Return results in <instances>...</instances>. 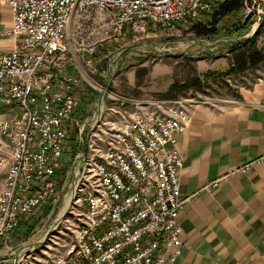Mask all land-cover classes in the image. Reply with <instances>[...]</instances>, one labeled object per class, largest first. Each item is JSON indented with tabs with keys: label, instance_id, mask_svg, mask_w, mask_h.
I'll return each mask as SVG.
<instances>
[{
	"label": "built area",
	"instance_id": "built-area-1",
	"mask_svg": "<svg viewBox=\"0 0 264 264\" xmlns=\"http://www.w3.org/2000/svg\"><path fill=\"white\" fill-rule=\"evenodd\" d=\"M218 1L5 0L14 46L0 51V100L12 112L0 118V251L14 255L13 264H25L29 250L14 249L13 232L51 202L49 213L61 207L54 228L64 223L73 240L43 264H175L183 254L178 219L191 196L180 192L176 134L198 102L129 100L110 79L130 43L146 51L151 30L173 32ZM241 10L238 27L264 21V0H242ZM83 81L96 101L75 117L76 95L89 90Z\"/></svg>",
	"mask_w": 264,
	"mask_h": 264
},
{
	"label": "crops",
	"instance_id": "crops-1",
	"mask_svg": "<svg viewBox=\"0 0 264 264\" xmlns=\"http://www.w3.org/2000/svg\"><path fill=\"white\" fill-rule=\"evenodd\" d=\"M234 13L239 16L236 24L223 35L217 28L218 38L201 59L211 60L207 66L211 70L219 66L237 70L230 74L261 67L249 85L240 87L238 99L191 105L188 127L176 134L184 154L180 192L191 199L178 219L184 252L175 264H264V21L237 31L241 7ZM211 18V12H205L196 21L210 28ZM12 25L11 7L0 0V51L14 46L8 34ZM253 46L263 55L255 65L249 56ZM193 50L199 53L196 46ZM202 60L199 65H206L200 64ZM257 158L259 164L240 170ZM5 175L6 168H0V186ZM213 181L217 186L207 189Z\"/></svg>",
	"mask_w": 264,
	"mask_h": 264
},
{
	"label": "rangeland",
	"instance_id": "rangeland-1",
	"mask_svg": "<svg viewBox=\"0 0 264 264\" xmlns=\"http://www.w3.org/2000/svg\"><path fill=\"white\" fill-rule=\"evenodd\" d=\"M76 17L77 12L72 17L70 29L75 26ZM238 17V13H234L210 28H203L200 31L192 27L195 23L193 21H190L188 25L178 26L173 32L162 29L151 30L152 36L148 39L151 46L146 51L140 52L141 49L138 50L134 43H130L128 52L130 55L124 57L117 72L111 76L112 88L118 95L129 100H147L154 103L167 101L168 107L172 105L170 101L177 100L212 102L238 99L240 87L249 85L259 74L261 66L234 74H224L227 71L220 66L211 70L207 68L211 60L209 58L202 60L204 54L210 53L209 46L197 47L199 51L197 53L193 50L196 45L191 43L192 39L201 37L202 33H204L203 39L212 42L214 38H218L214 35L217 28V32L223 35L224 29L236 24ZM171 33H174V36L170 35ZM159 48H162V51H159ZM199 60L203 61L200 64L206 65H199ZM184 84L188 85V88L177 92L179 86ZM192 84L195 85L192 86ZM173 85H176L175 92L169 93ZM81 88L89 90L76 95L78 111L74 114L75 117L88 115L96 101V97L90 95V87L85 81L82 82ZM7 110H9L8 106L0 100L1 118L7 117L5 114ZM60 210L61 207L46 217L40 210L35 211L33 215L23 218V225L13 232L14 240L11 244L14 245V249L21 246L29 247L24 255L25 264H43L44 260L53 255L64 253L62 244L73 240L72 233L66 231L64 223L54 228L59 222ZM27 225L34 227L28 235L25 228ZM48 230L53 236L51 240L45 238ZM19 250L20 248L16 253ZM34 257L41 261L33 259ZM13 258L14 255L0 251V264H13Z\"/></svg>",
	"mask_w": 264,
	"mask_h": 264
},
{
	"label": "trees",
	"instance_id": "trees-1",
	"mask_svg": "<svg viewBox=\"0 0 264 264\" xmlns=\"http://www.w3.org/2000/svg\"><path fill=\"white\" fill-rule=\"evenodd\" d=\"M241 5H242V0H222V1L214 2L213 11L211 12L212 18L211 20H209V23L215 24L217 21H219L223 17L238 11ZM195 20L196 19L192 20L193 22H195L192 26L194 29H197L198 31H200V29L202 30L203 28H206L207 26L206 24L200 21H195ZM235 26H237V31H242V30H246L249 27V24H245L239 27L238 25H235ZM249 56H250L251 65H255L263 59V55L254 46L251 48ZM235 71H237L235 68H231L229 71L225 72L224 74H230ZM194 85L195 84H192V86ZM187 88H188V85L184 84L183 86H179V90H176V91L181 92ZM175 89H176V85H173L171 89L169 90V93L175 92ZM23 223L24 221L22 220L19 227H21ZM25 228H26V235H28L33 231L34 227L31 225L29 226L27 225L25 226Z\"/></svg>",
	"mask_w": 264,
	"mask_h": 264
},
{
	"label": "water",
	"instance_id": "water-1",
	"mask_svg": "<svg viewBox=\"0 0 264 264\" xmlns=\"http://www.w3.org/2000/svg\"><path fill=\"white\" fill-rule=\"evenodd\" d=\"M52 208V202L44 206L43 215L46 217L49 214L50 209Z\"/></svg>",
	"mask_w": 264,
	"mask_h": 264
}]
</instances>
